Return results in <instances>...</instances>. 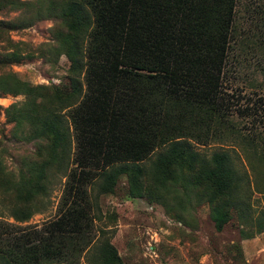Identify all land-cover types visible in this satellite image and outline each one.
Returning <instances> with one entry per match:
<instances>
[{
  "label": "trees",
  "instance_id": "1",
  "mask_svg": "<svg viewBox=\"0 0 264 264\" xmlns=\"http://www.w3.org/2000/svg\"><path fill=\"white\" fill-rule=\"evenodd\" d=\"M234 4L0 0V94L22 96L3 115L12 140L34 147L10 170L0 140V207L25 222L64 178L56 216L43 226L0 219V264H121L93 228L99 197L121 175L128 197L165 206L183 225L203 205L216 231L231 218L248 228L242 239L263 230L264 207L252 217L249 198L264 193V144L245 153L251 178L228 151L193 148L233 135L220 77ZM41 20L52 22L51 38L34 53L10 39ZM34 54L50 63L64 56L67 81L31 84L9 69Z\"/></svg>",
  "mask_w": 264,
  "mask_h": 264
},
{
  "label": "rangeland",
  "instance_id": "2",
  "mask_svg": "<svg viewBox=\"0 0 264 264\" xmlns=\"http://www.w3.org/2000/svg\"><path fill=\"white\" fill-rule=\"evenodd\" d=\"M50 20H41L31 26L9 32L12 41H23L24 51L34 53L35 46L49 41ZM68 61L60 56L54 63L35 54L12 64L9 69L20 79L31 84L61 85L66 82ZM220 90L228 108V119L233 135L221 142L194 145L199 153L226 150L233 165L246 171L251 178L245 153L253 146L264 144V0H235L228 47L220 77ZM22 96L0 94V140L5 149L3 162L13 170L23 155L34 149L31 141H14L11 125L3 110ZM259 164V163H258ZM64 178L54 180L45 206L25 222H16L3 212V221L18 229L41 227L56 216ZM264 193L253 191L249 200L250 214L256 216L264 207ZM99 211L93 219L94 240L99 241L98 228L104 231L115 247L121 264H264V228L252 237L242 239L240 225L235 218L216 231L209 219L206 206H196L187 224L176 221L163 205L126 194L123 175L119 176L113 193L98 200ZM98 218V219H97ZM79 264H87L80 257Z\"/></svg>",
  "mask_w": 264,
  "mask_h": 264
}]
</instances>
